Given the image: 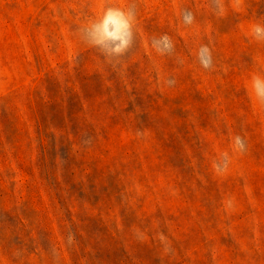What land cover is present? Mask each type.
I'll list each match as a JSON object with an SVG mask.
<instances>
[{
    "label": "rangeland",
    "instance_id": "rangeland-1",
    "mask_svg": "<svg viewBox=\"0 0 264 264\" xmlns=\"http://www.w3.org/2000/svg\"><path fill=\"white\" fill-rule=\"evenodd\" d=\"M108 7L119 56L85 32ZM256 26L264 0H0V264H264Z\"/></svg>",
    "mask_w": 264,
    "mask_h": 264
},
{
    "label": "clouds",
    "instance_id": "clouds-1",
    "mask_svg": "<svg viewBox=\"0 0 264 264\" xmlns=\"http://www.w3.org/2000/svg\"><path fill=\"white\" fill-rule=\"evenodd\" d=\"M133 20L131 13L117 7H108L103 17L92 22L85 32L93 46L106 54L119 56L124 54L132 43ZM255 32H264V28L256 26ZM251 88L257 100L264 103V77L253 76Z\"/></svg>",
    "mask_w": 264,
    "mask_h": 264
}]
</instances>
